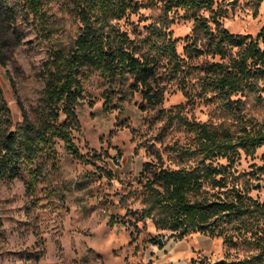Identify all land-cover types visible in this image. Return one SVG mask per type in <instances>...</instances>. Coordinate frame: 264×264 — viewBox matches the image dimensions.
I'll list each match as a JSON object with an SVG mask.
<instances>
[{
  "label": "rangeland",
  "instance_id": "obj_1",
  "mask_svg": "<svg viewBox=\"0 0 264 264\" xmlns=\"http://www.w3.org/2000/svg\"><path fill=\"white\" fill-rule=\"evenodd\" d=\"M138 1L147 4L151 0ZM43 3L48 29L20 10L19 0H0L6 20L0 111H8L7 131L23 121V108L32 121H38L44 63L53 50L69 47L81 31L73 0ZM5 8L19 10L11 16ZM214 9L221 11L222 25L235 34L256 36L264 25V0H215ZM160 13V3H156L115 22L132 39L143 38ZM211 13L197 14L209 17ZM187 14L182 9L173 12L169 28L181 55L194 24ZM208 59L201 56L191 63L201 67ZM168 67L163 60L159 69L163 103L157 106L132 87L124 96L100 71L92 70L83 83V96L76 106L78 124L72 131L82 158L57 140L53 156L40 154L41 175L34 185L22 162L17 163L16 176L0 174V264H214L249 253L247 247H230L224 236L192 233L176 239L140 217L139 177L144 163L162 155L165 165L175 167L169 159L174 148L194 137L171 116L179 112L191 120L233 129L240 117L264 122V100L254 93L243 97L242 113L235 116L218 101L199 95L194 76L187 78L191 82L187 96L177 79H169ZM262 165L264 146L254 154L240 150L234 169L241 181L254 183L252 172ZM251 194L264 199V188Z\"/></svg>",
  "mask_w": 264,
  "mask_h": 264
},
{
  "label": "trees",
  "instance_id": "obj_2",
  "mask_svg": "<svg viewBox=\"0 0 264 264\" xmlns=\"http://www.w3.org/2000/svg\"><path fill=\"white\" fill-rule=\"evenodd\" d=\"M19 1L20 10L33 16L43 29L49 28L43 0ZM73 3L81 31L69 47L53 50L44 63L43 107L38 121H32L23 108V121L7 131L4 120L8 111H0V174L16 176L17 163L22 162L34 185L41 175L40 154L53 156L57 140L81 157L72 131L78 124L76 106L83 96V83L92 70L100 71L124 96L132 87L154 106L163 103L159 79L163 60L169 63V79H177L187 96L191 95L187 78L194 76L199 95L218 101L235 116L242 113L243 97L248 94L264 100V25L256 36L232 33L222 25V13L214 9L215 0ZM156 3L161 7L158 22L148 26L143 38L132 39L115 22L128 12ZM179 9L194 21L184 55L178 52L169 31L172 13ZM18 10L5 8V13L14 16ZM202 10L212 13L209 17L197 14ZM5 22L0 11V64H5ZM201 56L211 60L201 67L192 65V60ZM63 115L65 119L61 120ZM171 118L194 137L174 148L169 159L175 167L165 165L162 155L144 163L139 177L143 194L140 217L150 219L158 231L170 232L176 239L192 233L224 236L230 247L243 246L249 251L242 258L214 264H264V199L251 194L264 188V165L252 172L254 183L250 179L241 181L234 169L240 150L254 154L264 146V122L240 117L233 129L227 124L191 120L179 112Z\"/></svg>",
  "mask_w": 264,
  "mask_h": 264
},
{
  "label": "water",
  "instance_id": "obj_3",
  "mask_svg": "<svg viewBox=\"0 0 264 264\" xmlns=\"http://www.w3.org/2000/svg\"><path fill=\"white\" fill-rule=\"evenodd\" d=\"M159 241H160V243H162V239H160Z\"/></svg>",
  "mask_w": 264,
  "mask_h": 264
}]
</instances>
